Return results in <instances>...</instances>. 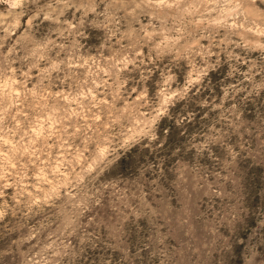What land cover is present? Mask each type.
I'll return each mask as SVG.
<instances>
[{
  "label": "clouds",
  "instance_id": "1",
  "mask_svg": "<svg viewBox=\"0 0 264 264\" xmlns=\"http://www.w3.org/2000/svg\"><path fill=\"white\" fill-rule=\"evenodd\" d=\"M0 264H264V0H0Z\"/></svg>",
  "mask_w": 264,
  "mask_h": 264
}]
</instances>
